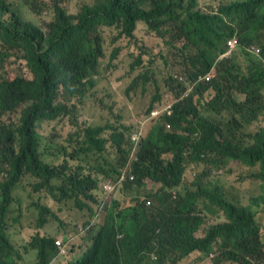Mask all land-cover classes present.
<instances>
[{
	"label": "trees",
	"instance_id": "obj_1",
	"mask_svg": "<svg viewBox=\"0 0 264 264\" xmlns=\"http://www.w3.org/2000/svg\"><path fill=\"white\" fill-rule=\"evenodd\" d=\"M70 1L0 0V264H264L263 202L246 198L252 182L264 191V0H92L78 15ZM139 21L183 57L185 80H166L176 99L155 94L146 114H160L143 130L107 123L46 136L95 95L107 48L105 70L122 47L146 91L159 47L132 42ZM229 165L247 171H217ZM123 173V202H112L100 182Z\"/></svg>",
	"mask_w": 264,
	"mask_h": 264
},
{
	"label": "rangeland",
	"instance_id": "obj_2",
	"mask_svg": "<svg viewBox=\"0 0 264 264\" xmlns=\"http://www.w3.org/2000/svg\"><path fill=\"white\" fill-rule=\"evenodd\" d=\"M92 0H71L67 7L66 11L70 15H78L82 8L86 5H93ZM41 18L45 21H48L50 18L43 17ZM44 21H41L37 18L39 24H43ZM105 26L101 28L103 31ZM137 38H132V42L138 40V44H143L142 38L151 40L153 46H158L159 49L156 50L155 54L152 56L153 60L148 61L147 72L151 77V80L145 85L146 91L142 90V86H135L134 81L138 79L141 74V68L139 66H131L128 62V56L126 55L124 49L113 61L116 67L112 70H105V65L110 59V55L115 48L105 49V58L103 60L102 72L98 75L96 80V85L92 87L89 91H95V95L84 102V105L81 109V112L76 116H66L60 115L56 120L59 121L58 129L54 133H50L46 136L57 135L58 137H65L69 132H75L78 129V125L89 126V125H105L109 123L110 125H123L125 127L131 128L133 132L139 126V130H143V126L140 125L141 121L152 106H156L157 102L154 100L155 94H160L162 99H165L167 102L174 101L176 84H169L166 80L172 76L174 78L182 76L185 80L186 77V65L183 62V57L181 53L171 46L168 43V38H162L161 41L154 40L155 32L149 30L142 22H138L136 28ZM119 35V29L115 27H106V37H112ZM119 46H124L123 44L117 43ZM180 45V44H176ZM17 48H12L15 51ZM10 60H7L9 63ZM18 70V67L15 68ZM29 75V73H27ZM190 88L191 86L188 85ZM185 96V93L184 95ZM115 111V113H114ZM21 108L15 112L6 113V118H16L20 116ZM4 119V117L2 116ZM53 127V124L49 122H44L40 124L39 129L44 133H49ZM236 165V163H233ZM187 165L193 170L196 171L195 162L188 161ZM247 171L245 166L238 167L229 165L225 169L217 170L220 173H226L227 171ZM231 177H235V174H232ZM101 186V182H100ZM112 188H115L111 184ZM101 191V188H100ZM102 192V191H101ZM261 197V203L257 209V218L264 226V191L261 188L260 182H252L250 188L246 191V198ZM121 187H118L116 192L112 195L113 201L123 202ZM134 198H128L127 202L130 203ZM112 208V203L110 204ZM28 226V225H26ZM53 232L52 229H49V234ZM25 235V234H24ZM24 235L19 236V233H16L15 236L20 239V243L24 244ZM67 235H81L80 228L71 226ZM66 238V235L58 236ZM29 258H33L34 254H30ZM209 264V262H208Z\"/></svg>",
	"mask_w": 264,
	"mask_h": 264
},
{
	"label": "clouds",
	"instance_id": "obj_3",
	"mask_svg": "<svg viewBox=\"0 0 264 264\" xmlns=\"http://www.w3.org/2000/svg\"><path fill=\"white\" fill-rule=\"evenodd\" d=\"M234 37H237V36H234ZM234 37H232V38H234ZM232 38H230V39H232ZM237 38H238V37H237ZM230 39H229V40H230ZM229 40H228V41H229ZM228 41H227V45L229 46ZM237 46H238V45H237ZM237 46H236V47H237ZM236 47H234L233 49H231L230 46H229L228 50L225 52L224 55L229 56L231 53H233V51H234V49H235ZM258 50L260 51L259 48H256V52H259ZM224 55H223V56H224ZM207 75H209L210 78H211V75H212V74H207ZM207 75H202V76H200V78H204L206 81H208V80L205 78ZM210 78H209V79H210ZM122 176H123V179H125L126 176H127V174H126V173H123V174L121 175V178H122ZM129 178H130V179H133V178H134L133 174H130ZM123 179H122L121 182H118V183L116 182V183H117L116 188L114 189L113 192H111L110 194H108L109 198H110V197L116 192V190L118 189V186L123 184ZM104 183H105V182H104ZM104 183H103V184H104ZM101 189H102V191L104 192V188H103V185H102V184H101ZM37 230H38L39 232L44 233L45 235L53 236L52 234H49V231L46 230V229L38 228ZM57 239H61V240H62V243L65 245V248L67 247V244H66V242H65V239H64L63 237L56 238V240H57ZM56 240H55V241H56ZM28 243H29V241H27V240H25V243H24V244L19 243V246L24 250V252L26 253L27 257H28L30 254H32V253L34 254V252H36V250H34V249H26V248H25V246H27ZM55 244H56V243H55ZM35 257H36V254H35V256H34L33 258H29V257H28L27 260L34 259ZM152 258H153V259H156L157 256L154 255V254H152Z\"/></svg>",
	"mask_w": 264,
	"mask_h": 264
},
{
	"label": "built area",
	"instance_id": "obj_4",
	"mask_svg": "<svg viewBox=\"0 0 264 264\" xmlns=\"http://www.w3.org/2000/svg\"><path fill=\"white\" fill-rule=\"evenodd\" d=\"M228 44H229L230 48L233 49L234 47H236V46L239 44V39H238L237 37H234V38H232V39H230V40L228 41ZM258 51H259V50H258ZM205 78H206L207 80H209L210 76L207 75ZM165 109H166V108H165ZM159 114H160V110H158V109H153V110L151 111L150 115H146V116L144 117V119L147 121V120H149V119H151V118H153V117H155V116H157V115H159ZM144 123H145V122L142 121V125H143ZM168 126H169V125H168ZM133 139H137V134H135V135L133 136ZM122 179H123V176H122V178L119 179L118 182H121ZM111 184L114 185L115 188H116L117 183H113V182H111V181L105 182V183L103 184V188H104V190L107 192V196H108V194H110L111 192H113L114 189H115V188L110 187ZM55 243H56V245H57L58 247H60L61 252H65V249H66V248H65V245L62 243V240H61V239H57V240L55 241Z\"/></svg>",
	"mask_w": 264,
	"mask_h": 264
},
{
	"label": "crops",
	"instance_id": "obj_5",
	"mask_svg": "<svg viewBox=\"0 0 264 264\" xmlns=\"http://www.w3.org/2000/svg\"><path fill=\"white\" fill-rule=\"evenodd\" d=\"M36 252H34V256H35Z\"/></svg>",
	"mask_w": 264,
	"mask_h": 264
}]
</instances>
